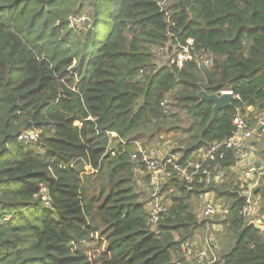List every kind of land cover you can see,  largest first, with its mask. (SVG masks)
Listing matches in <instances>:
<instances>
[{"label": "trees", "instance_id": "1", "mask_svg": "<svg viewBox=\"0 0 264 264\" xmlns=\"http://www.w3.org/2000/svg\"><path fill=\"white\" fill-rule=\"evenodd\" d=\"M189 40L195 59L166 64ZM202 91L235 99L212 119ZM238 116L264 119V0H0V264H198L183 247L214 224L216 264H264L233 150L211 163L220 184L170 166L156 226L151 175L132 161L157 141L186 166ZM30 131L37 144L19 140ZM208 191L227 216L199 217ZM257 194L263 220L264 176Z\"/></svg>", "mask_w": 264, "mask_h": 264}, {"label": "built area", "instance_id": "2", "mask_svg": "<svg viewBox=\"0 0 264 264\" xmlns=\"http://www.w3.org/2000/svg\"><path fill=\"white\" fill-rule=\"evenodd\" d=\"M85 19L74 20L77 24L74 26L81 28L85 24ZM74 24V23H73ZM193 41L189 40L187 45L180 47V50L176 52L173 57H170L165 63L170 67L176 66L182 68L184 63L192 61L195 56L192 54ZM203 65L209 67L211 65V59L204 58ZM164 106V104H162ZM247 117V116H246ZM238 116L234 120L235 130L232 136L224 142H215L210 145L208 149H205L199 153L195 162H189L186 166H179L178 161L180 154H171L170 148L166 149V153L162 157H154L149 155L146 148L137 143L136 152L132 155L133 162H141L147 169V172L151 175L152 188L154 189V202L150 207V225L156 226L160 215L166 212V202L164 198L158 195L162 185L171 178L172 173L169 172V167H173L174 171L181 175L189 184H193L196 180L197 174L200 172L202 176L206 178L205 187L212 184L213 181L217 184L223 182L225 176L224 173L218 166L211 168V163L216 162L218 159H223L226 150H233L236 154L237 161L248 162L252 160L253 156L256 155L257 150L253 148L252 142L254 140H261L264 138V119H259L256 124L249 122L248 118ZM116 134H113L115 137ZM40 134L35 131L25 133L19 138L20 141H25L31 144H37ZM150 152V151H149ZM241 171V178L238 183V191L240 196L245 200V205L242 208L240 214L250 222L253 220H259L261 222L262 230L264 229V218L259 219L260 216V205L258 196V188L261 185L264 169L255 166L246 165ZM215 173V174H214ZM203 183V180L200 181ZM45 191V189H44ZM203 210L201 219L212 220L214 217L227 216L230 211V207L219 204V202L213 197V192L208 191L201 195ZM221 227L208 226L207 232L203 243H199L196 240L195 243H190L183 247L185 255L190 259L194 258L198 264H216L218 261V252L220 251V243L218 239V231ZM195 254L193 255V251Z\"/></svg>", "mask_w": 264, "mask_h": 264}, {"label": "crops", "instance_id": "3", "mask_svg": "<svg viewBox=\"0 0 264 264\" xmlns=\"http://www.w3.org/2000/svg\"><path fill=\"white\" fill-rule=\"evenodd\" d=\"M250 111H252V109H249ZM263 143L262 142V139L261 140H254L252 142L253 144V148H255V151L257 150V153L256 155L253 156L252 160H249L248 162H238L237 161V164L235 165V167L233 168V171H232V175H229V176H232L231 178H229L230 181H235V182H238L240 181V178L242 177L241 176V171L244 167H247L246 165H250V166H253L255 164L256 167L258 168H261V169H264V146L263 147H260V144ZM166 153V149H162V156H164ZM228 176V177H229ZM226 178H224V180H226ZM223 180V181H224ZM213 197L217 200V201H221V202H224V199L223 197L222 198H218L216 197V194L215 192H213ZM224 206H228L229 207V204H226V201L224 202L223 204ZM196 213L199 215V217H201V214L202 212H198V210L196 209ZM222 217H225V216H222ZM203 233V232H202ZM202 233L197 237V240L200 239L199 243H203L204 242V235H202ZM221 250V248H220ZM195 251H193V255L195 254Z\"/></svg>", "mask_w": 264, "mask_h": 264}, {"label": "water", "instance_id": "4", "mask_svg": "<svg viewBox=\"0 0 264 264\" xmlns=\"http://www.w3.org/2000/svg\"><path fill=\"white\" fill-rule=\"evenodd\" d=\"M199 98L204 101L211 102L214 104L213 117L215 119L218 112L231 106L235 97L230 91H226L221 95H210L205 91L199 93ZM250 225L255 226L258 230H262L261 222L259 220H253Z\"/></svg>", "mask_w": 264, "mask_h": 264}, {"label": "rangeland", "instance_id": "5", "mask_svg": "<svg viewBox=\"0 0 264 264\" xmlns=\"http://www.w3.org/2000/svg\"><path fill=\"white\" fill-rule=\"evenodd\" d=\"M78 20H80V19H78ZM72 22L74 23V25L75 24H77L76 22H74V19H72ZM105 29V28H104ZM105 31H106V29H105ZM164 59V56L163 55H161L160 56V61H162ZM182 119L183 120H185L186 119V114H185V112L182 114ZM77 125H81L80 123H78ZM115 136V135H114ZM166 139H170L171 137H165ZM262 142L263 143H261L260 144V147H263L264 146V138H262ZM160 145V143H157V141H155L154 142V145H149V151H148V153H149V155H153L154 157L156 156H160V157H162V154H161V152H162V149L163 148H161V147H158ZM143 185H141V184H139V187H140V189H141V187H142ZM219 202V204H221V205H223L224 204V202H221L220 200L218 201ZM192 203H193V205H194V207L198 210V212H202V210H203V204H202V201L200 200H196V199H193V201H192ZM219 218L220 217H222V216H218ZM214 219V220H213ZM212 220L213 221H215L217 218L216 217H214ZM205 233L206 232H203L202 233V235H204V237H205ZM98 254V253H97Z\"/></svg>", "mask_w": 264, "mask_h": 264}]
</instances>
